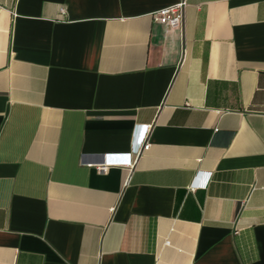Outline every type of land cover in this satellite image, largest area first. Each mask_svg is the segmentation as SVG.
Listing matches in <instances>:
<instances>
[{
  "label": "crops",
  "instance_id": "0c3cea01",
  "mask_svg": "<svg viewBox=\"0 0 264 264\" xmlns=\"http://www.w3.org/2000/svg\"><path fill=\"white\" fill-rule=\"evenodd\" d=\"M180 1L0 0V264H264V0Z\"/></svg>",
  "mask_w": 264,
  "mask_h": 264
},
{
  "label": "built area",
  "instance_id": "2783aa9c",
  "mask_svg": "<svg viewBox=\"0 0 264 264\" xmlns=\"http://www.w3.org/2000/svg\"><path fill=\"white\" fill-rule=\"evenodd\" d=\"M187 2L185 0H181L177 4L165 6L159 8L155 12L152 13V21L155 23L163 24L169 30H177L182 35L185 27V14H186ZM149 126V125H148ZM142 140L140 145H133L131 149L132 157L128 160L125 159V162L128 165H133L141 154L142 150L147 149L149 145L148 141V132L142 133ZM209 178L206 180L208 182ZM202 183V184H206ZM166 239L164 243H167Z\"/></svg>",
  "mask_w": 264,
  "mask_h": 264
}]
</instances>
